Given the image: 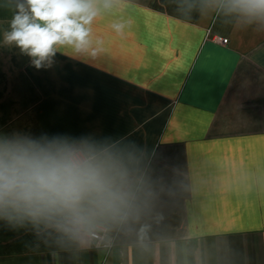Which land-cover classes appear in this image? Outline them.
I'll return each mask as SVG.
<instances>
[{
  "label": "crops",
  "instance_id": "obj_1",
  "mask_svg": "<svg viewBox=\"0 0 264 264\" xmlns=\"http://www.w3.org/2000/svg\"><path fill=\"white\" fill-rule=\"evenodd\" d=\"M18 2L0 0V135L89 138L149 195L99 242L0 220V264H264V19L228 0H117L94 54L36 69L4 42Z\"/></svg>",
  "mask_w": 264,
  "mask_h": 264
},
{
  "label": "clouds",
  "instance_id": "obj_2",
  "mask_svg": "<svg viewBox=\"0 0 264 264\" xmlns=\"http://www.w3.org/2000/svg\"><path fill=\"white\" fill-rule=\"evenodd\" d=\"M116 2L21 0L4 42L29 56L36 69L51 67L61 49L94 54L91 26ZM228 6L264 19V0H228ZM125 26L111 25L118 34ZM148 195L110 147L89 138L0 135V220L10 225H42L79 240L138 220Z\"/></svg>",
  "mask_w": 264,
  "mask_h": 264
},
{
  "label": "built area",
  "instance_id": "obj_3",
  "mask_svg": "<svg viewBox=\"0 0 264 264\" xmlns=\"http://www.w3.org/2000/svg\"><path fill=\"white\" fill-rule=\"evenodd\" d=\"M213 39L216 43H219L222 45L227 44V39L220 38V37H214ZM104 235H105V230L103 228V229H100V230H97V231L90 233L89 238L96 241V242H99L103 239Z\"/></svg>",
  "mask_w": 264,
  "mask_h": 264
}]
</instances>
